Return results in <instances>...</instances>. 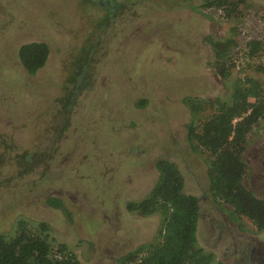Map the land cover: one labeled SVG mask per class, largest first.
Listing matches in <instances>:
<instances>
[{
  "label": "rangeland",
  "instance_id": "rangeland-1",
  "mask_svg": "<svg viewBox=\"0 0 264 264\" xmlns=\"http://www.w3.org/2000/svg\"><path fill=\"white\" fill-rule=\"evenodd\" d=\"M100 1L0 0V236H14L23 221L80 264H114L156 243L159 215L126 205L148 194L157 160L178 165L185 194L208 192V155L191 148L182 101L231 92L214 72L209 39L238 25L231 78L264 87V57L244 52L249 38H264V0H245L236 21L200 10L204 0ZM32 42L49 55L30 76L17 52Z\"/></svg>",
  "mask_w": 264,
  "mask_h": 264
},
{
  "label": "trees",
  "instance_id": "trees-1",
  "mask_svg": "<svg viewBox=\"0 0 264 264\" xmlns=\"http://www.w3.org/2000/svg\"><path fill=\"white\" fill-rule=\"evenodd\" d=\"M243 6L248 7L245 0H204L198 8L218 10L226 20L236 21L242 17ZM259 18L264 22V15ZM239 36V27L235 25L227 36L208 40L216 76L231 83L227 99L187 97L182 102L191 117L187 126L191 148L208 155V192L245 217L258 231H264V197H256L242 183L247 135L264 119V87L258 79L248 76L231 78L236 68L233 52L238 48ZM244 52L249 60L264 57V38H249ZM48 55L49 48L42 42L23 44L17 52L22 68L30 76L44 66ZM257 69L263 71L264 67ZM154 169L157 177L148 194L127 203L126 209L142 216L159 215L156 243L147 250L142 246L125 254L117 264H212L211 258L195 250L199 207L195 196L183 192L178 165L159 159ZM47 203L64 211L60 200L52 198ZM16 230L12 237L0 236V264H80L65 245L52 251L47 239L29 231L25 222L19 221Z\"/></svg>",
  "mask_w": 264,
  "mask_h": 264
},
{
  "label": "flooded vegetation",
  "instance_id": "flooded-vegetation-1",
  "mask_svg": "<svg viewBox=\"0 0 264 264\" xmlns=\"http://www.w3.org/2000/svg\"><path fill=\"white\" fill-rule=\"evenodd\" d=\"M102 1L101 5L112 4V0ZM259 124L263 127L258 132L253 130L256 137L252 148H247L243 154L246 170L242 183L254 194L255 191L261 193L260 198H263L264 119ZM195 197L199 207L195 250L211 258L212 264H264V231H258L245 217L219 202L209 192ZM149 248L150 244L146 250ZM124 255L115 257L114 264Z\"/></svg>",
  "mask_w": 264,
  "mask_h": 264
}]
</instances>
